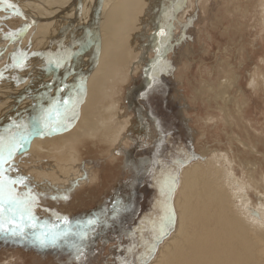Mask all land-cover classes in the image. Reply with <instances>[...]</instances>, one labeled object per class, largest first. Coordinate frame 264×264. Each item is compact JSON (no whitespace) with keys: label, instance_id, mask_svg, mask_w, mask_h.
I'll use <instances>...</instances> for the list:
<instances>
[{"label":"bare ground","instance_id":"obj_1","mask_svg":"<svg viewBox=\"0 0 264 264\" xmlns=\"http://www.w3.org/2000/svg\"><path fill=\"white\" fill-rule=\"evenodd\" d=\"M178 1L0 0V29L7 30L8 36L14 35L6 38L9 43L13 42V50L23 46L24 40L21 39L24 37L16 39L22 36L21 32L26 37L39 32L41 40L31 57L20 52L18 56L15 53L16 59H11L13 53L10 52L7 54L10 61L6 62L3 59L6 54L2 56L0 106L6 104L0 113V135L7 137L18 133L19 130L12 127L13 123H29L40 106L47 107L56 98L69 93L74 98L73 111L68 113L65 121L66 128L48 130L43 135L33 134L24 149L13 156L11 167L4 165L8 169L6 176L11 170L17 171V165L22 161L39 166L44 174L47 170L56 175L62 169L66 170L63 171L65 180L62 179L63 172L62 178L52 174L54 179L49 182L47 177L48 180L45 179L41 185L24 179L23 184H16L24 193L31 190L33 196L36 193L55 196L53 201L59 202L83 185L92 184L98 173L84 165L81 155L88 144L101 148V151L106 150L112 161L123 156L128 164L134 155L130 150L146 138V131L141 128L148 119L134 99L127 98L128 106L125 105L122 91L129 81L141 77L145 84L152 80L149 64L157 57L155 49L160 40L157 33L161 27H169L172 8ZM11 15L23 19L19 20L22 27L19 32L20 26L15 28L13 22L10 23L12 26L4 22ZM184 16L180 15L182 20ZM262 19L264 21V15ZM28 30L31 33H26ZM11 39L15 40L11 42ZM58 58L65 60L59 69L49 63ZM8 65L11 66L7 68ZM255 75L250 77L252 89L257 84ZM232 80L221 79L216 86L207 87L208 92L214 95L207 104L214 101L218 114L225 117L227 105L232 100L228 93L236 86ZM62 85L68 87L59 92ZM24 102L27 104L22 106V115L17 107ZM136 107L139 123L131 115ZM233 107L241 116V103H234ZM6 113L21 115L13 118L7 117ZM207 120L212 121V118ZM152 130L148 129L149 139L152 138ZM238 142L247 150L250 148L244 141ZM150 144L144 143V146ZM234 163L228 153L216 152L181 168L173 196L174 228L147 264H264V203L254 205L248 192L249 189L254 190L256 183L254 167L242 165L240 177L234 172ZM17 178L21 177L16 176L13 180ZM84 222L85 218H82L78 224Z\"/></svg>","mask_w":264,"mask_h":264},{"label":"rangeland","instance_id":"obj_2","mask_svg":"<svg viewBox=\"0 0 264 264\" xmlns=\"http://www.w3.org/2000/svg\"><path fill=\"white\" fill-rule=\"evenodd\" d=\"M262 2L264 3V0H179L172 8L173 13L171 12L169 20L171 33L167 50L155 72V76L165 79L168 90L166 95H170V99L179 109L181 123L187 131L186 144L192 156L205 158L209 154L226 152L229 159L235 162L234 172L240 177L242 165L249 164L254 167L256 187L254 186V190L253 188L248 190L254 205L264 203V76L262 77L264 75V21L262 19L264 4ZM188 6L191 8L188 9ZM183 14L186 16L182 20L180 15ZM9 17V22H7L8 19H4L5 24L11 25L13 22L15 28L20 26L19 32L22 28L19 20L23 19L15 18L12 15ZM21 23L23 24V22ZM6 31L3 27L0 29V44L2 43L0 45V63L4 54L6 55L3 56V59L6 62L10 61L11 57L7 56L11 53H13L11 59L13 57L16 59L17 53L20 52L22 55L27 53V56L31 57L32 51H36L35 49L40 44L39 32H33L31 34L33 37L30 34H27L28 37H26L21 32L22 36L20 35L16 39L24 37L21 40H24L25 43L23 42L22 48L15 51L11 46L15 39H11L12 43L7 40L10 36L13 38L14 35L8 36ZM28 32L31 33V30L26 31V33ZM38 41L39 43H37ZM30 50L31 52H29ZM15 53L17 56H14ZM156 59L157 57L149 64L151 73H153L152 66ZM11 65L14 66L15 63ZM11 65H8L7 68ZM254 73L257 84L252 89L250 88V77ZM258 76L261 78L259 79ZM225 78L233 79L232 83L236 85L228 93L232 100L227 105L226 117L224 114H218V107L214 101L207 104V100L211 96L213 100L214 97L208 92L207 87L216 86V82ZM138 79L129 81L126 87L124 86L122 99H125L126 106H128L127 98L128 100L134 99L138 104L137 107H140L144 112H142L143 116H146V110H144L146 103L142 102L139 94L148 89L150 82L147 81L143 84V79L141 77ZM259 81L263 83H259ZM237 102L243 106L241 116L237 115L233 107V104ZM4 104L6 103H3L2 107L5 106ZM26 104L27 102L19 104L21 106H18L17 109H21L20 113L23 111L22 106L24 107ZM2 107L0 106V113ZM137 107L131 112L135 121L138 116V113H135ZM17 112L19 113V111ZM9 115L12 116L9 113L7 117ZM16 115L12 117L14 118ZM206 118H212V121H208ZM137 122L139 123L138 120ZM142 126L141 129L146 131L144 133L146 138L142 139V144L139 143L130 150L134 155L128 164L123 156H118L117 161H112L106 155V150L101 151V148H93L88 144L82 149L81 155L84 165L92 167L98 173L92 184L83 185L77 190L79 192L75 191L67 199L63 198L59 202L53 201L55 196H45L40 193L34 195L35 198L40 197L36 198L35 204L32 206V213L41 225L49 227L55 225L58 228H64L66 225L63 220L67 218L70 222L69 226L74 228L82 218L87 221L90 218L97 216L101 218L102 216V223L95 225L94 229L89 231L88 239L83 242V254L78 259L71 246V241L61 243L55 248L40 247L31 239L0 235V264H109L111 256L120 254L118 250L122 244H120L119 237L130 216L128 207L132 200L130 179L135 177L144 143L151 142L148 129H153L152 124L147 120L143 122ZM238 140L244 141L250 148L247 150ZM23 162H20L21 165H17L21 168L17 167V171L11 170L12 172L10 171L11 173L7 177L13 179L19 176L41 185L43 181H46L45 179L49 178L50 182L55 176L58 179L62 178V172L66 171L60 166L61 168H59L62 170L57 175L52 170H47L49 173L45 172L46 175L44 171L41 172L42 169L39 166L27 165L26 162ZM38 169L40 170L38 171ZM63 175L62 179L65 180V172ZM74 176L75 174L72 177ZM243 181L247 182V179ZM17 185H14L15 191L23 195L24 191ZM121 204L124 205V208L114 212V207L118 208ZM7 227L12 228L13 226L7 225ZM25 231L31 230L25 229Z\"/></svg>","mask_w":264,"mask_h":264},{"label":"flooded vegetation","instance_id":"obj_3","mask_svg":"<svg viewBox=\"0 0 264 264\" xmlns=\"http://www.w3.org/2000/svg\"><path fill=\"white\" fill-rule=\"evenodd\" d=\"M150 83L151 87L139 97L146 103L144 110L152 124V138L149 139L152 144L142 147L135 177L130 179V216L119 237L120 254L111 256L109 264H147L151 260L175 225L173 196L181 168L196 156H192L186 144L187 131L181 123L179 109L170 95H166L165 79L156 76L155 82L151 80ZM161 223L167 224V231L155 241V248L149 253L148 245L159 234Z\"/></svg>","mask_w":264,"mask_h":264},{"label":"snow or ice","instance_id":"obj_4","mask_svg":"<svg viewBox=\"0 0 264 264\" xmlns=\"http://www.w3.org/2000/svg\"><path fill=\"white\" fill-rule=\"evenodd\" d=\"M171 28L161 27L157 35L160 40L155 51L157 59L153 63V75L151 79L156 80L155 72L157 65L161 64V58L167 50L168 41L170 38ZM11 35V34H10ZM64 58H58L49 61L55 68L59 69L64 66ZM67 85H62L58 91L64 92ZM151 87V84L149 85ZM74 98L71 93L64 97L56 98L47 107L40 106L37 114L32 117L29 123H13L12 127L17 128L18 133L10 136L0 135V235L4 236H19L21 239H31L33 243L40 247H57L61 243L71 241V246L75 251L77 259L83 254V242L88 239L89 231L94 229V226L102 223L99 216L88 219L84 224H77L74 228L69 226V221L64 218V228H58L53 225H41L32 213V206L35 204L36 198L31 194V190L23 195L15 191L14 185L23 184V178L15 180L6 176L8 171L4 165L11 167L13 156L24 149L29 138L35 135H43L45 131H60L67 127L65 123L68 118V113L73 111ZM74 114V113H73ZM65 199L67 197L65 196ZM124 208L114 207L113 211L117 212ZM170 222V217L168 218ZM7 225H12L8 228ZM30 229L31 231H25ZM167 231V224L161 223L158 229V235H155L152 242L148 245L149 253L155 248V241L160 239Z\"/></svg>","mask_w":264,"mask_h":264},{"label":"water","instance_id":"obj_5","mask_svg":"<svg viewBox=\"0 0 264 264\" xmlns=\"http://www.w3.org/2000/svg\"><path fill=\"white\" fill-rule=\"evenodd\" d=\"M144 88H145V87H144ZM199 158H201V157H199V156H195V157H193L192 161H194L195 159H199Z\"/></svg>","mask_w":264,"mask_h":264}]
</instances>
